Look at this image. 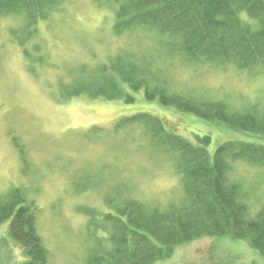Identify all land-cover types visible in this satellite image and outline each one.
I'll list each match as a JSON object with an SVG mask.
<instances>
[{"label":"rangeland","instance_id":"374dc122","mask_svg":"<svg viewBox=\"0 0 264 264\" xmlns=\"http://www.w3.org/2000/svg\"><path fill=\"white\" fill-rule=\"evenodd\" d=\"M118 7L119 0H61L31 30L23 14L0 15V199L18 189L35 205L48 264H85L97 240L107 242L109 235L90 224V211L100 222L127 200L160 210L184 203L177 154L153 140L145 116L194 145L209 136L211 158L227 141L253 140L223 123L149 101L145 88L126 84L124 96L110 101L68 98L63 87L124 57L148 71L152 88L221 101L236 113L264 107L263 68L189 61L172 52L170 35L155 28L117 34ZM229 181L240 185L250 212L264 206V166L233 162ZM10 225L0 226V264H22L26 257L11 239ZM164 254L155 264H264L247 240L230 236H203Z\"/></svg>","mask_w":264,"mask_h":264},{"label":"trees","instance_id":"16d2710c","mask_svg":"<svg viewBox=\"0 0 264 264\" xmlns=\"http://www.w3.org/2000/svg\"><path fill=\"white\" fill-rule=\"evenodd\" d=\"M60 1L0 0V15L23 14L30 29L46 19ZM244 15L258 26L246 23ZM140 27L170 35L172 52H181L189 61L234 65L240 70L264 69V0H119L115 32L123 34ZM124 60L117 58L110 62L112 66L99 67L93 78L63 87L65 94L68 98L115 101L124 96L126 84L135 91L145 88L149 101H160L207 122L223 123L253 140L227 141L211 158L209 136L197 137L201 145H194L168 132L159 119L145 116L153 140L177 154L184 203L160 210L127 200L100 222L90 211V224L109 237L107 242L97 240L85 264H155L175 246L203 236L247 240L264 256V206L250 212L240 185L229 181L233 162L264 166V107L253 105L236 113L221 101H198L164 87L152 88L146 79L148 71ZM124 98L133 102L131 96ZM8 220L10 237L26 257L22 264H48L49 253L36 228L35 205L18 189L0 199V226Z\"/></svg>","mask_w":264,"mask_h":264}]
</instances>
